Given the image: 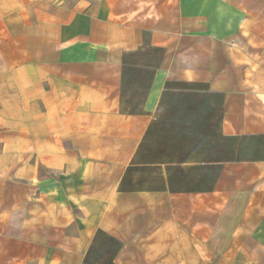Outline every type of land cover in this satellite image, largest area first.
Listing matches in <instances>:
<instances>
[{"label":"crops","instance_id":"obj_1","mask_svg":"<svg viewBox=\"0 0 264 264\" xmlns=\"http://www.w3.org/2000/svg\"><path fill=\"white\" fill-rule=\"evenodd\" d=\"M0 264H264V0H0Z\"/></svg>","mask_w":264,"mask_h":264},{"label":"rangeland","instance_id":"obj_2","mask_svg":"<svg viewBox=\"0 0 264 264\" xmlns=\"http://www.w3.org/2000/svg\"><path fill=\"white\" fill-rule=\"evenodd\" d=\"M203 87L190 84H169L164 95L161 112L180 116V136L184 150L193 148L205 150L213 158L227 156L236 157L237 143L232 140H225L221 137L220 122L222 115L221 99L215 95H208ZM140 97L133 101L131 108L140 109ZM166 125L171 120H164Z\"/></svg>","mask_w":264,"mask_h":264}]
</instances>
